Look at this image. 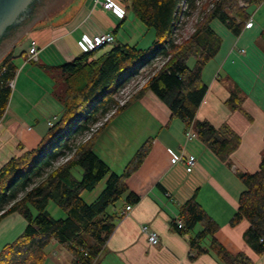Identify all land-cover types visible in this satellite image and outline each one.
<instances>
[{
	"label": "trees",
	"instance_id": "16d2710c",
	"mask_svg": "<svg viewBox=\"0 0 264 264\" xmlns=\"http://www.w3.org/2000/svg\"><path fill=\"white\" fill-rule=\"evenodd\" d=\"M182 1L130 0L129 7L135 15L147 27L155 29L156 38L151 48L116 41L102 54H98L101 49L84 51L71 61L49 67L54 80L52 93L62 106L58 122L66 124L67 128L52 146L46 147L44 138L36 148L11 157L0 168V222L14 212L21 213L28 222L24 232L1 250L0 264H46L47 247L53 240L72 255L74 264H91L96 259L122 218L119 204L126 208L140 199L129 189L127 178L143 164L151 150L152 139L143 142L122 173L110 167L95 150V144L106 124L147 90H152L167 104L172 118L182 119L189 127L192 125L197 136L222 159L227 160L239 147L241 137L228 123L216 128L208 120L196 119L208 90L202 73L213 55L211 42L220 37L216 24L240 35L252 17L246 7L259 6L264 0H244L247 6H241L240 0H211L203 5L205 12L193 34L178 43L174 33ZM189 1L193 6V0ZM260 38L264 41V29ZM158 54L167 59L145 86L118 107L89 138L77 141L116 104L118 90ZM13 58L11 52L0 60V119L11 98L9 83L17 73ZM191 58L195 59L193 66L189 65ZM243 99L239 91L232 90L225 104L231 111L242 110ZM61 156L66 159L58 161ZM79 170H82L81 177H78ZM239 178L245 188L230 223L237 225L243 219L248 220L250 225L243 234L244 240L262 255L264 151L259 170L240 172ZM104 179L103 190L93 201L87 202L83 193L95 190ZM51 205L61 209L63 216L55 217ZM179 216L184 227L179 228L176 220L174 225L181 233L200 226L188 238L190 261L212 253L221 264H254L248 254H234L217 239L220 224L195 196L182 204Z\"/></svg>",
	"mask_w": 264,
	"mask_h": 264
},
{
	"label": "crops",
	"instance_id": "0c3cea01",
	"mask_svg": "<svg viewBox=\"0 0 264 264\" xmlns=\"http://www.w3.org/2000/svg\"><path fill=\"white\" fill-rule=\"evenodd\" d=\"M101 1L113 0H98L102 10L110 12V15L105 14L106 16L123 19L111 10L105 9ZM251 19L253 25L246 26V31L255 26L253 17ZM50 26L54 28L52 33H45L49 32L46 29ZM63 26V23H57L55 26L49 23L42 25L40 39L28 38L21 55L15 51L18 43L4 55L5 57L11 52L14 55L12 60L17 66L16 88L20 84L22 75L31 86L39 89L43 86L35 79L42 72L33 67L29 70L25 63L20 69V59L15 60L18 56H23L26 62H38L43 67H52L71 61L81 54L77 52L76 46L80 48V38L84 34L91 35L99 31L112 32L116 36V41L119 42L111 26L98 23L90 16L75 27V31L78 32L77 38L68 34L72 30L64 32ZM46 38L49 40H45ZM33 40L41 49L39 60L27 61L28 48ZM75 42H77L76 45ZM251 46L252 42L247 44V48L241 46L242 51L247 53ZM51 47H55L53 49L56 53H53L52 58L47 60L44 58L45 63L42 62V54ZM110 47L102 49L98 54L104 53ZM261 53L264 60V52ZM261 64L262 62L260 66ZM251 67L252 65L249 68L240 67V69L250 71ZM232 75V72H227V75L223 77ZM49 79L51 85L47 96L37 100L26 97L25 108L23 105L18 106L19 104L13 108V100L11 103L9 101L0 119V168L11 157L36 148L47 135L50 128L49 120L52 118L40 105H46L49 101L51 104L48 103L46 108L52 113L59 112L60 116L54 113L58 120L61 117L62 106L53 93L50 94L54 86L53 77ZM204 82L208 85V90L197 110L196 119L208 120L216 128L228 123L241 137L239 147L227 160L215 154L197 136L193 126L196 136L189 139L186 134L189 128L187 123L180 118H172L170 108L152 90H147L140 98L133 100L102 129L95 144V150L117 173L124 171L127 163L148 138L152 139V147L141 167L127 178L129 189L139 195L140 199L132 203L131 210L126 213L122 203L119 204L122 218L106 241L101 253L96 257L97 264L100 261L103 264H221L212 253L203 254L197 260L190 261L188 238L198 231L200 226L193 228L190 232L181 233L174 225L175 220L181 218L180 207L193 196L220 224L216 237L230 252L234 254L245 252L253 259L254 264H264V253L257 254L244 240L243 234L250 225L249 221L243 219L237 225L230 223L239 207L240 194L245 188L239 173H253L260 168L264 151V90L257 98L253 96L246 98L242 110L231 111L225 104L232 91L231 88L217 77ZM21 84L23 86L24 81ZM130 126L132 129L128 130ZM133 126L136 127L135 131ZM132 134L135 135L133 140L136 144H132L127 138ZM172 152L182 154V160L173 162ZM190 154L196 158L194 166L186 161L187 155ZM56 211L58 212L59 209L57 208ZM27 225V220L19 212L6 216L0 222V252L6 244L16 240ZM143 225H147L150 230L158 234L157 244L149 243L147 234L142 230ZM47 251L46 264H54V261L62 260V258H65L67 263L74 264L72 255L57 240L50 243Z\"/></svg>",
	"mask_w": 264,
	"mask_h": 264
},
{
	"label": "rangeland",
	"instance_id": "374dc122",
	"mask_svg": "<svg viewBox=\"0 0 264 264\" xmlns=\"http://www.w3.org/2000/svg\"><path fill=\"white\" fill-rule=\"evenodd\" d=\"M113 1L124 9L126 14L124 19H117L114 17L106 16V15H110V12L103 11L102 8L98 5L99 3L98 0H66L64 3H62L60 6L52 10L50 13L37 17L31 21L28 24L24 35V37L26 36V38L23 37L17 42L18 44L16 46L15 51L18 53V55H21V52L24 50V47L27 45L26 41L28 38L35 37L36 39H40V37L42 36V31L40 26L46 25L48 23L53 26H55L57 23H63L64 32H68L72 30L68 32V34H70L71 36L72 35L76 36L77 38L78 32L75 31L76 30L75 27L79 22L84 20L87 16H90L93 20L97 21L98 23H102L105 26H111L112 30L116 31L119 42L129 43L131 45L136 44L138 45L139 48H143V49L151 48L156 38L155 29L153 27H147L135 15V13L129 7L130 0H113ZM210 1L211 0H193L194 3L193 6H191L189 0H183L181 2V13L179 15V22L174 33V38L178 43H181L189 39V37L193 34L195 29L197 28L199 19L202 18V15L205 12L203 9V5L209 3ZM240 3L241 6H247L244 0H240ZM246 8L247 11L252 15L255 22V26L249 29L248 31L245 30L247 28H244V30L240 35H236L230 29L226 28L222 24H216L215 28L220 37L219 40L215 39L211 42L213 43V47H212L213 55L210 61L206 64L202 73V78L204 81L205 80L209 81V79L213 77H217L221 79L222 82L225 83L227 87L231 88V90L239 91L242 97L244 98L243 99L244 101L246 100V98H250L251 96L257 98V96L258 95L260 96L261 92L264 90L263 89L264 60L261 53L262 51L264 52V41L260 38V33L264 29L263 27L264 1L259 6L251 4ZM46 30H48L49 32H45V33L51 34L54 28H51L50 26ZM45 40H49V38H46ZM249 42H252V46L249 48L248 52L245 53L242 51L241 46H245L247 48V44ZM76 44L77 42H75V45ZM79 45L80 48L76 46L77 52L78 53L84 52V49L82 48L80 43ZM53 48L55 47H51L50 49H47L46 52L42 54V62L45 63L44 58H46L47 60V58L53 57V53H56ZM249 51H251L250 54ZM247 54H249L248 57H246ZM18 59H20L19 61L20 69H21V65L25 63L28 65L27 68L29 70L32 69L33 67V68H38L39 70L37 71L42 72V74L39 73L38 76L39 79L35 77V79L39 81L40 85H43L42 87H40V89L31 86L28 83V81H25L24 75L21 76L19 82L20 84L18 88H16L15 86L17 81L16 80L17 76H16V79L14 81V86L12 88L10 103L13 100V104H12L13 108L15 107L16 104H19L18 106L23 105V108H25L26 99H27L26 97L37 100V98H40L42 96L43 97L47 96L49 86L51 85V80L49 78L52 77V72H51V68L47 66L43 67L38 62H26L23 56H18L16 57L15 60ZM166 59L167 58H165L162 54H158V56L151 63L142 67L137 75H135L133 78H131L130 80H128V82L125 83V88L122 87L123 88L122 90L125 91V93L131 92V97L127 101H129L136 93H138L145 86L149 78L163 65ZM243 60H245V63H243ZM261 62L263 64V66L261 64L262 67L260 66ZM194 63H195V59L191 58L189 60V65L193 66ZM251 65L253 68L251 67L250 71L245 69L242 70L240 69V67L249 68ZM37 71L35 70V72ZM227 72L230 73L232 72L233 75L231 77L224 78L223 75L226 76ZM23 81L24 84L22 86L21 82ZM50 94L52 95V92ZM117 94L118 92L116 93V95ZM48 103L51 104L49 101ZM48 103L46 105H40V107L42 109H46L48 116H51V118L55 120V125L50 126V128H48V133L45 136L46 139L44 142L46 147L52 146L54 142L62 134V132L67 128L66 124L60 123L58 122L59 120L57 118H54L55 112L52 113L50 112V110H48V108H46V106H48ZM112 107H114V105H112ZM116 111L117 109L115 110V112ZM55 114L57 115L59 114L60 116L59 112ZM104 117L105 114L100 116V119L96 123L103 122L102 125H104V123L107 121L104 119ZM110 117L108 119H110ZM99 123H98V128L102 126ZM131 129L132 126L128 128V130ZM133 130L135 131L136 127L134 128L133 126ZM88 131H86L83 135L79 136L77 138V141L84 139ZM134 136L135 135L133 134L130 135V137L127 136V138L131 140L132 144L134 143L133 140ZM134 144H136V142ZM136 147L137 145L135 146V148ZM65 159L66 157L61 156L58 161H63ZM81 172L82 170H79L78 177H81ZM104 187H105V179L97 185L95 190L85 191L83 193L84 199L87 202L93 201L96 198V196L103 190ZM54 207L56 206L55 205L50 206V210L52 211V214L55 217L63 216L64 214L63 211L58 207L56 208ZM57 208L59 209L58 212L56 211ZM36 212L37 211L35 210L34 213ZM66 261L67 260L65 258H62V260L54 261V264H69ZM99 264H103V262L100 261Z\"/></svg>",
	"mask_w": 264,
	"mask_h": 264
},
{
	"label": "built area",
	"instance_id": "2783aa9c",
	"mask_svg": "<svg viewBox=\"0 0 264 264\" xmlns=\"http://www.w3.org/2000/svg\"><path fill=\"white\" fill-rule=\"evenodd\" d=\"M101 4L103 5V7L105 9L111 10L112 12H114L117 16H119L120 18L124 17V10L123 8H121L120 6H118L116 3H114L113 1H101ZM253 24L252 20H249L246 23L247 27H251ZM80 43L82 45V47L85 49L84 51H94L96 49H104L106 47H110L112 45H114L116 43V36L112 33V32H103V31H99V32H95L91 35L89 34H84L81 36L80 38ZM100 50V51H101ZM40 51L41 49L38 47L36 41H31L29 48H28V52H27V61H38L39 60V55H40ZM10 87L12 88L14 86V80L10 81L9 83ZM125 88V85L122 86ZM120 88L118 91V94L116 95V104H114V107H112L106 114L104 119L108 120V118L110 116H112L115 113V110L118 109V107L121 105H124L127 100L131 97V92L129 93H125V91H123V88ZM54 118H57V116H54ZM58 119V118H57ZM55 123V120L52 118L51 120H49V124L50 126H53ZM99 123V122H98ZM98 123L94 124L89 131L87 132V134L85 135L84 139L89 138L93 132H95L98 128ZM99 124H103V122H100ZM100 126V125H99ZM187 137L189 139L193 138L196 136L195 132L192 129V125L187 129ZM183 155L182 154H178L175 152H172V160L173 162H177L179 160H182ZM186 161L189 165L194 166L196 163V158L194 155L190 154L187 155L186 157ZM132 205H127L124 213L128 212L129 210H131ZM177 224L179 228L184 227V222L181 218H177ZM142 230L143 232H145L147 234L148 237V241L150 244L155 245L159 242V236L158 234L153 231L150 230L148 228L147 225H143L142 226ZM91 264H97L96 259H94V261Z\"/></svg>",
	"mask_w": 264,
	"mask_h": 264
},
{
	"label": "water",
	"instance_id": "95a60500",
	"mask_svg": "<svg viewBox=\"0 0 264 264\" xmlns=\"http://www.w3.org/2000/svg\"><path fill=\"white\" fill-rule=\"evenodd\" d=\"M52 0H0V60L25 35L28 24L35 18L50 13L66 0H58L47 11L43 5Z\"/></svg>",
	"mask_w": 264,
	"mask_h": 264
},
{
	"label": "flooded vegetation",
	"instance_id": "af4514ba",
	"mask_svg": "<svg viewBox=\"0 0 264 264\" xmlns=\"http://www.w3.org/2000/svg\"><path fill=\"white\" fill-rule=\"evenodd\" d=\"M56 1L58 0H52L51 2H48L47 4L43 5L41 11H47L50 7H53L54 4H56Z\"/></svg>",
	"mask_w": 264,
	"mask_h": 264
}]
</instances>
